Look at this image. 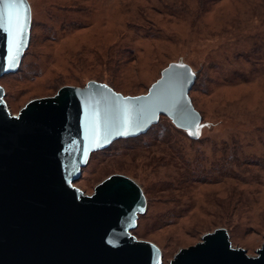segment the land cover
<instances>
[{"label": "rangeland", "instance_id": "rangeland-1", "mask_svg": "<svg viewBox=\"0 0 264 264\" xmlns=\"http://www.w3.org/2000/svg\"><path fill=\"white\" fill-rule=\"evenodd\" d=\"M31 36L0 84L14 114L31 99L90 80L141 95L171 62L197 72L190 97L206 124L191 139L165 115L93 152L75 185L137 181L147 208L132 231L163 264L225 227L251 256L264 243V0H28Z\"/></svg>", "mask_w": 264, "mask_h": 264}, {"label": "water", "instance_id": "water-1", "mask_svg": "<svg viewBox=\"0 0 264 264\" xmlns=\"http://www.w3.org/2000/svg\"><path fill=\"white\" fill-rule=\"evenodd\" d=\"M31 15L30 5L21 55L11 68L10 37L0 28V78L21 65L30 43ZM196 77L190 64L175 61L145 94L124 95L90 80L83 87L64 85L54 96L31 99L17 114L0 84V264H163L161 249L132 232L147 208L137 181L112 174L92 194L75 182L81 181L93 152L110 150L115 140L145 134L161 115L191 139L201 138L206 124L190 97ZM117 98L132 112L127 135L111 126ZM176 99L183 112L174 106ZM141 106L145 115L138 123ZM97 109L99 146L94 140ZM197 125L199 134L190 135ZM170 264H264V243L251 256L233 245L225 227H217L198 243L181 248Z\"/></svg>", "mask_w": 264, "mask_h": 264}, {"label": "snow or ice", "instance_id": "snow-or-ice-1", "mask_svg": "<svg viewBox=\"0 0 264 264\" xmlns=\"http://www.w3.org/2000/svg\"><path fill=\"white\" fill-rule=\"evenodd\" d=\"M30 14V4L28 0H0V28L6 29L9 39V54L7 57L8 67H13L21 55L20 49L23 47V39L25 31L28 25ZM183 67V66H182ZM186 79V77H185ZM139 99V98H137ZM179 105L178 111L183 112L184 106L181 104L179 99L174 101V106ZM114 115L111 119V126L113 128H120L122 131L120 134L127 135L133 126L132 112L127 104L119 102L117 98V103L113 109ZM97 115V126L96 134L94 137L97 146H99L100 140V128H99V109L96 112ZM145 115V108L141 106L137 109L138 123L143 120ZM108 121H106L107 123ZM201 126L197 125L195 132H190V135H198L199 128Z\"/></svg>", "mask_w": 264, "mask_h": 264}]
</instances>
